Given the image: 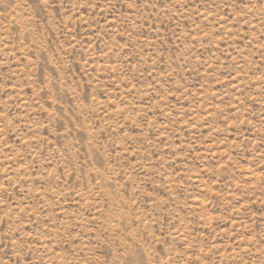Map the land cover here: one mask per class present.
Returning a JSON list of instances; mask_svg holds the SVG:
<instances>
[{
    "label": "rangeland",
    "instance_id": "rangeland-1",
    "mask_svg": "<svg viewBox=\"0 0 264 264\" xmlns=\"http://www.w3.org/2000/svg\"><path fill=\"white\" fill-rule=\"evenodd\" d=\"M0 264H264V0H0Z\"/></svg>",
    "mask_w": 264,
    "mask_h": 264
}]
</instances>
